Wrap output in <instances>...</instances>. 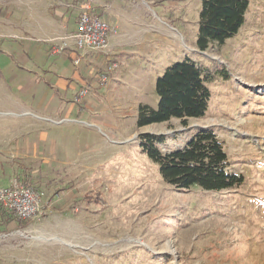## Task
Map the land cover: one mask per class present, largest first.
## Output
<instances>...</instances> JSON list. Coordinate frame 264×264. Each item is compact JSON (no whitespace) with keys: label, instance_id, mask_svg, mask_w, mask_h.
I'll return each mask as SVG.
<instances>
[{"label":"rangeland","instance_id":"374dc122","mask_svg":"<svg viewBox=\"0 0 264 264\" xmlns=\"http://www.w3.org/2000/svg\"><path fill=\"white\" fill-rule=\"evenodd\" d=\"M108 1L104 19L126 48L74 65L78 13L36 20L0 0V188L24 181L41 196L31 222L0 208V264H264V0L205 52L201 0ZM184 57L228 75L209 85L206 115L138 128L139 106L156 109V80ZM202 130L223 143L241 188L167 186L139 147L140 134L164 136L167 152Z\"/></svg>","mask_w":264,"mask_h":264},{"label":"trees","instance_id":"16d2710c","mask_svg":"<svg viewBox=\"0 0 264 264\" xmlns=\"http://www.w3.org/2000/svg\"><path fill=\"white\" fill-rule=\"evenodd\" d=\"M249 2L201 0L196 48L205 52L213 44L223 46L235 36L244 24ZM216 76L228 77L224 70L210 73L188 57L174 63L156 80V109L139 106L137 127L166 123L171 119L185 124L188 119L203 118L211 96L209 85ZM138 141L141 152L157 166L158 174L167 186L211 193L239 189L244 184L241 174L226 171L228 156L223 143L212 131H197L182 147L167 152L159 148L166 142L164 136L145 133L138 136ZM1 211L4 214L5 211Z\"/></svg>","mask_w":264,"mask_h":264},{"label":"built area","instance_id":"2783aa9c","mask_svg":"<svg viewBox=\"0 0 264 264\" xmlns=\"http://www.w3.org/2000/svg\"><path fill=\"white\" fill-rule=\"evenodd\" d=\"M92 0H87L80 8L76 19V31L69 36L73 40L71 62L78 65L87 53L107 54L109 38L116 35V29L110 26L92 8ZM66 47L63 42L53 53ZM41 206L40 194L30 185L21 181L9 187L0 188V208L15 219L24 222L34 220Z\"/></svg>","mask_w":264,"mask_h":264},{"label":"crops","instance_id":"0c3cea01","mask_svg":"<svg viewBox=\"0 0 264 264\" xmlns=\"http://www.w3.org/2000/svg\"><path fill=\"white\" fill-rule=\"evenodd\" d=\"M19 7L18 12L20 13V16H34L36 20H38L39 16H67L70 13V10H74L75 13H78L80 8L83 6L84 3L87 2V0H18ZM108 0H92V8L93 10L100 15L103 19L105 18L108 9ZM55 18V17H54ZM54 21V19L52 18ZM105 20V19H104ZM108 23V22H107ZM20 27L23 28L24 32L25 30H30L31 32L41 30H49L50 28H55L56 25H54L52 22H47L45 26L37 25L34 23H21ZM110 26H113L114 24L109 23ZM115 26V25H114ZM27 33V32H26ZM51 38L53 36V33L46 34V36ZM49 38H45L47 42H50ZM126 40L118 38L117 36H111L109 38V48L107 54H97V53H87L83 58H99V56L103 55L109 59L110 54L118 53L121 54V49L126 48ZM70 48V52L73 54V46L68 47ZM53 52V51H52ZM18 148V147H17Z\"/></svg>","mask_w":264,"mask_h":264},{"label":"bare ground","instance_id":"6f19581e","mask_svg":"<svg viewBox=\"0 0 264 264\" xmlns=\"http://www.w3.org/2000/svg\"><path fill=\"white\" fill-rule=\"evenodd\" d=\"M37 240H46V239H44V238H40V237H38V238H36Z\"/></svg>","mask_w":264,"mask_h":264}]
</instances>
